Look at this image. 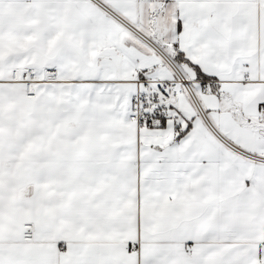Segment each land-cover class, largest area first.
<instances>
[{
	"label": "snow or ice",
	"instance_id": "1",
	"mask_svg": "<svg viewBox=\"0 0 264 264\" xmlns=\"http://www.w3.org/2000/svg\"><path fill=\"white\" fill-rule=\"evenodd\" d=\"M0 264H264V0H0Z\"/></svg>",
	"mask_w": 264,
	"mask_h": 264
}]
</instances>
